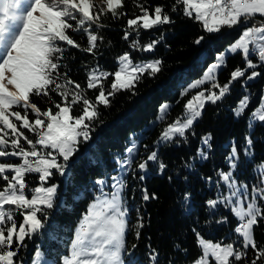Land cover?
Segmentation results:
<instances>
[{"label": "snow or ice", "instance_id": "6c2138e0", "mask_svg": "<svg viewBox=\"0 0 264 264\" xmlns=\"http://www.w3.org/2000/svg\"><path fill=\"white\" fill-rule=\"evenodd\" d=\"M133 2L141 14L127 19L124 40H130L132 33L139 37L140 30L174 24L164 5L145 6L139 0ZM123 7L124 0H3L0 4L3 13L0 18V264H24L17 259L20 250L26 249L27 240L47 226L50 210L56 206L59 185L51 181L56 176H70L81 146L91 143L93 133L103 123L99 120V107H110V97L119 91L136 95V84L145 75L154 78L162 70L161 60L136 64L130 53L125 52L117 57L119 66L115 72L104 71L98 66L89 69L85 65L86 87L69 75L63 63L65 54L74 48L95 55L103 40L98 32L104 27L102 17L110 13L112 18L119 19L126 15L119 11ZM171 12L198 23L208 36L218 35L224 29L242 28V31L217 54L202 77L181 90L183 98L192 90L200 89L186 101L181 115L166 124L154 141L157 145L187 143L188 132L202 118L208 104L215 105L226 99L236 83L246 88L248 82L264 74L261 71L264 70V0H174ZM76 34L86 36V46L74 39ZM163 39L161 33L158 39L147 44L131 40L129 47L151 52ZM206 39L205 35H198L192 43L201 45ZM230 54L240 55L243 66L235 67L227 81L221 84L218 74L227 67ZM62 68L65 70L61 71ZM88 90L94 91V99L87 95ZM32 97L44 99L49 106L42 110ZM250 102V96L243 95L232 109L233 115L241 119L247 114L249 129L257 125L264 127V96H261L260 106L249 114ZM160 110L162 114L157 120L163 121L170 105L163 104ZM211 139V134L202 136L201 147L189 160H207ZM253 148L252 138L245 136L243 153L246 159L253 157ZM144 150L147 154L141 157L140 142L132 139L124 155L116 157L117 174L110 177L111 193L104 191L107 178L94 181L93 188L99 186L100 195L105 199L97 197L89 205L82 224L74 233L68 254L61 257L60 264H141L136 255L139 245L133 242L129 246L126 234L131 227L135 240L139 241L145 225L139 210L136 224L129 225L122 195L127 187L124 176L136 178L138 175L143 181L150 164L157 166L160 175L168 167L160 159L158 150H150L147 145ZM226 160L228 171L217 170L216 187L227 191L219 192L216 198L204 203L213 214L221 206L229 209L237 220L234 232L239 243L207 241L193 228L201 249L193 264H212L213 261L214 264H264V246L257 242L254 232L264 220V161L254 168L259 186H253L249 192L248 186L238 183L234 175L240 162V150L235 142ZM184 167L191 170L195 165L185 162ZM31 174H36L38 180L35 187L28 183ZM168 179L171 182L173 177ZM188 179L184 177L186 182ZM203 179L212 183L211 176ZM192 197L190 191L181 195V207L189 215ZM142 199L148 201L158 197L143 190ZM18 216L22 219L18 220ZM227 221L228 217H222L216 223ZM175 247L180 248L178 244ZM249 252L251 259H248ZM145 260L146 264H159V252L150 244ZM32 264H50L39 246Z\"/></svg>", "mask_w": 264, "mask_h": 264}, {"label": "trees", "instance_id": "16d2710c", "mask_svg": "<svg viewBox=\"0 0 264 264\" xmlns=\"http://www.w3.org/2000/svg\"><path fill=\"white\" fill-rule=\"evenodd\" d=\"M139 2L144 3L145 6L164 5L165 10L172 16L174 24L161 26L155 30H140L139 37L132 33L130 40L126 41L123 35L127 19L141 13L140 9L135 7L133 0H124L125 7L119 11L125 12V16L114 19L109 13L102 17L101 22L104 27L98 29V32L103 40L100 41L95 55L73 48L65 54L63 63L67 66L71 78L83 87H86L87 83L85 65L89 69L98 66L104 71L115 72L118 68L117 57L125 52L130 53L132 61L136 64L161 60L162 70L154 78L145 75L141 82L136 84V95L128 91H119L110 97V107H99V120L103 123L96 128L91 143L81 146L70 170V176H56L51 181L59 185L56 206L50 210L47 226L33 239L27 240L26 249L20 250L17 259L22 260L24 264H32L37 246L51 264H60L61 257L68 254L75 228L82 214L97 195V187L93 188L94 181L99 178L110 179L116 173V157L124 155V150L132 139L140 142L141 157L146 156L144 145H147L150 150H158L160 159L168 166L163 175H160L157 166L150 164L143 181L138 179V175L136 178L132 175L124 176L127 187L122 195L128 210L129 225L136 224L138 210L145 225L141 230L142 236L139 241L135 240L131 227L126 234L129 246L133 242L138 243L136 255L140 258L141 264H146L145 252L149 244L158 250L159 264H169V261L173 264H192L201 254L193 228L207 241L239 243L234 232L237 220L231 212L221 206L215 209L213 214L204 202L216 198L218 180L216 172L228 171L226 158L231 152L233 142L240 150V162L234 174L235 178L249 187L258 183L259 177L254 172V168L264 161V127L257 125L249 129L248 115L237 119L232 109L243 95H249L251 98L247 110L249 114L260 105L264 74L255 81L248 82L246 88L236 83L232 87L231 95L226 99L215 105L208 104L202 118L196 121L188 132L187 143L154 144L166 124L181 115L184 104L194 92L191 91L181 98V90L202 75L204 69L215 61L217 54L238 38L242 28L224 29L218 35L208 36L198 23L182 14L171 12L174 0H139ZM161 33L164 34V39L151 52H142L129 47L131 40L138 39L141 44H147L150 40L158 39ZM198 35L207 37L201 45L192 43ZM74 39L83 46L87 45L86 36L76 34ZM202 54H204L203 60L200 61ZM237 66H243L240 55H230L227 59V67L222 68L218 74L219 82L221 84L226 82L230 72ZM110 83L111 79L108 81V84ZM87 95L94 99L95 93L93 90H88ZM32 100L42 110L49 106L44 99L32 97ZM164 103H170L166 119L150 127V123L156 119L160 106ZM76 111L79 114V109ZM208 134L212 137L210 141L212 147L208 151L209 158L201 162L198 159L189 160V157L196 156L197 148L201 147L200 138ZM245 136H250L254 142V155L250 160L246 159L243 153ZM185 162L192 163L195 167L189 170L184 167ZM169 176L173 177L171 182ZM185 176L189 177L187 182L184 180ZM208 176L212 177L211 184L203 179ZM28 183L31 187L38 184L36 174L28 176ZM143 190L149 194L155 193L158 199L144 201ZM184 191L193 193L190 215L181 207V195ZM61 199L62 204H60ZM222 217H228V221L223 224L216 223ZM17 219L22 218L18 216ZM254 232L257 242L264 246V220L260 221ZM177 244L180 246L179 249L175 247ZM251 257L252 253L249 252L248 259Z\"/></svg>", "mask_w": 264, "mask_h": 264}, {"label": "rangeland", "instance_id": "374dc122", "mask_svg": "<svg viewBox=\"0 0 264 264\" xmlns=\"http://www.w3.org/2000/svg\"><path fill=\"white\" fill-rule=\"evenodd\" d=\"M97 2H98V0H97ZM2 3H3V0H0V4H2ZM2 16H3V13L0 12V18H2ZM227 47H228V46H227ZM227 47H226V48H227ZM226 48H225V49H226ZM225 49H224V50H225ZM224 50H223V51H224ZM230 55H231V54H230ZM230 55H229V56H230ZM203 56H204V54L201 55V57H200V61L203 60ZM138 64H139V63H138ZM209 65H210V64H209ZM209 65H208V66H209ZM118 66H119V65H118ZM208 66H207V68H208ZM207 68L204 69V71H203V73H202V75H201L200 77H202V76L204 75V72L207 70ZM220 71H221V70H220ZM220 71H219V72H220ZM200 77H199V78H200ZM199 78H198V79H199ZM198 79H196V80H198ZM255 80H256V79H255ZM255 80H252V81H255ZM252 81H251V82H252ZM192 82H193V81H192ZM192 82H190L189 84H191ZM189 84H188V85H189ZM188 85H187V86H188ZM203 86H204V85H203ZM203 86H202V87H203ZM199 90H200V89H194V90H192V91H194V92H193V95L196 93V91H199ZM262 96H264V89H263V94H262ZM164 104H168V105H170V103H164ZM260 104H261V102H260ZM259 106H260V105H259ZM161 114H162V113H161V110L159 109V113H158L156 119L153 120V121L150 123V127H151L152 125H154L156 122H158L157 118H158V116H160ZM234 117H235V116H234ZM235 118H236V117H235ZM198 161L201 162L202 160H199V159H198ZM115 174H117V173H115ZM115 174H114V175H115ZM238 183H242V184L247 185L246 183H243V182H238ZM54 184H57V183L55 182ZM111 184H112L111 179H108V185L105 186V189H104L105 193H111V192H112ZM247 186H248V185H247ZM253 186H259V179H258V183H256L255 185H251L250 187L248 186L249 192H251V188H252ZM97 191H98V192H97V195L95 196V199H94L90 204H93V203L97 200V197H99L101 200L105 199L104 196H101V195H100L99 186H97ZM222 191H223V192H226L227 189H226V188H221V189H218V188H217V190H216V196H217V194H218L219 192H222ZM107 198L110 199V198H111L110 195H109ZM123 202H124V201H123ZM61 204H62V199H61ZM90 204H89V205H90ZM124 205H125V203H124ZM88 209H89V206H88L86 212L82 214V216H81V218H80V220H79V222H78V224H77V226H76V228H75V232L77 231L78 226H80V225L82 224L83 216L88 212ZM226 209H227V208H226ZM228 210H229V209H228ZM127 219H128V217H127ZM75 232H74V233H75ZM44 259H45L46 261L50 262L48 259H46V257H44ZM50 264H51V263H50ZM192 264H193V263H192Z\"/></svg>", "mask_w": 264, "mask_h": 264}]
</instances>
